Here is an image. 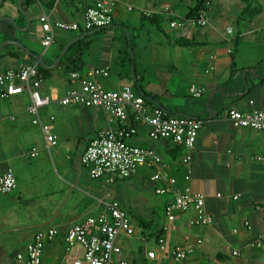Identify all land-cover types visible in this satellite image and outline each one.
<instances>
[{
	"label": "crops",
	"instance_id": "0c3cea01",
	"mask_svg": "<svg viewBox=\"0 0 264 264\" xmlns=\"http://www.w3.org/2000/svg\"><path fill=\"white\" fill-rule=\"evenodd\" d=\"M96 1L23 0L22 5L30 13L32 24L29 31L22 32L19 41L33 52L43 55L46 65L52 64L61 47L81 32L57 29L54 44L46 47L42 43L41 12L48 13L53 23L82 24L85 9ZM233 1L229 2L236 4L237 12H223L221 9L224 7L219 8L218 3L215 20H225L224 26L211 19V9L208 13L209 25L200 27L187 21L182 27L170 25L169 32L164 28L165 22H169L167 19L160 25L143 20L145 10L170 6L176 14L186 18L188 7L193 5L194 0L186 5L184 12L176 8L175 3L168 5L149 0L132 4L129 0H123L115 11L112 23L115 27L103 28L86 37L89 46L84 50L81 68L77 70L85 74L93 68H108V77L97 78L105 88L113 90L130 85L138 92L142 91L146 99L151 97L152 100L147 99V104L152 107L160 106L171 115L186 114L206 120L193 151L189 181L184 178L186 168L181 160L185 150L178 153L177 145L171 141L152 139L146 125H139L137 134L129 140L131 144L155 150L163 159L164 169L178 178L180 186H189L205 194L206 207L214 217L212 225L192 226L189 220L195 215L193 210L177 212L173 221L166 216L160 227L161 233L154 239L155 244L146 246L145 250L140 249L147 264H264V246L252 248L249 245L264 234V160L257 159L259 155L264 156V133L235 127L227 117L229 108L248 112L262 106L264 68L261 70L257 67V62H263L264 53L259 54L260 57L241 55L244 45L258 46L260 41L246 42L239 49L238 45L243 37L264 29V24H256L259 17L264 15V10L251 20H242L240 13L244 3L241 0ZM17 2L5 0L1 3L0 18L9 14L20 27H25L27 21L19 12ZM177 2L183 4L184 0ZM128 5H133L132 11H140L139 26L135 20L122 19L118 22L121 17H127L123 10L130 11ZM4 23L15 30L9 21H1L0 25ZM244 23H250L252 27L242 31ZM121 26L130 30L131 41L133 37L136 73L140 79L137 86H134L132 68L127 62L126 53L130 48L128 37L108 31ZM229 26L234 29L232 37L227 34ZM132 28L145 31L147 36L141 38V33L133 36ZM179 38L193 40L196 44L180 46L176 43ZM3 47L0 52V73L26 64L41 67L20 47L2 52ZM228 49H232V52ZM10 53L18 57H12ZM234 62L237 72L232 76ZM212 66L214 68L207 72ZM49 70L44 79L40 76L39 89L43 95L50 96L51 101L40 109L39 115L44 123L50 124L57 144L47 142L41 127L33 123L34 115L28 110L31 98L27 90L4 97L0 95V175L11 169L18 183L13 192L0 193V264H23L17 260V255L26 251L37 229L48 226H55L58 236L46 244L42 264L49 261L62 264L67 258L65 235L71 226L106 211V203L112 200H118L125 209L119 190H110L108 186L113 183L107 182L106 176L92 178L81 160L89 143L100 131L109 127L107 114L100 108L62 105L60 99L68 89L77 86L78 81L70 78L72 69L69 72L65 69L64 75ZM193 83L205 88L202 97L196 99L190 93ZM118 124L115 122L113 126L118 127ZM33 147L39 149L35 157L30 155ZM175 153L178 156L176 159L172 156ZM180 168L185 171L179 172ZM152 172L153 167L146 164L133 176L118 179L114 184L138 178L145 188L155 189ZM218 193L221 195L218 196ZM165 195L168 197L164 200V209L173 200L172 194ZM131 212L132 222L138 220L143 227L148 226L140 214L132 215ZM245 221L252 224L251 229L245 226ZM165 226L168 229L165 230ZM234 229H238V233H234ZM122 237L118 239L122 253L116 254L111 264H121V261L137 264L133 250L127 254L120 243ZM160 237L166 238L164 248L158 244ZM177 245L194 246L195 253L187 259L176 261L173 251ZM229 245L240 248V256H232ZM151 251H155L153 258L148 256Z\"/></svg>",
	"mask_w": 264,
	"mask_h": 264
},
{
	"label": "built area",
	"instance_id": "2783aa9c",
	"mask_svg": "<svg viewBox=\"0 0 264 264\" xmlns=\"http://www.w3.org/2000/svg\"><path fill=\"white\" fill-rule=\"evenodd\" d=\"M123 0H97L94 5L85 9L82 24L77 22H52L48 13L42 11L39 16L40 26L43 30V45L48 47L55 42V31H80L94 28H106L112 25L115 11ZM133 5H128L132 11ZM147 16L154 14L168 18L172 27H182L187 21L204 27L209 25L208 13L202 11L194 20L176 14L170 6L162 9L145 10ZM227 34L232 37L233 27L227 28ZM232 52V49H228ZM210 67L207 69L209 72ZM70 78L77 80V86L66 91L60 99L64 106L79 105L102 109L108 116L109 127L102 130L89 143L83 156L82 163L89 169L92 178L98 179L106 176V181L114 183L118 179H126L137 173L143 165L153 167L151 180L155 184V191L160 195L172 194L173 200L165 206V213L169 221L176 219L177 212L193 210L195 215L189 220L192 226L212 225L214 217L206 207V195L192 190L189 186L182 187L176 176L164 169L162 157L153 149L129 143L131 137L137 134L139 125L149 128V136L155 140H169L175 145L182 146L185 150L181 160L186 168L185 180L191 179L193 151L201 129L206 120L203 118L176 116L169 114L160 106H150L145 97L130 85L119 89H107L98 77H108V68H93L83 74L79 70H72ZM41 77L38 64H26L18 69H7L0 73V95H13L27 90L30 94L31 104L28 107L34 115L33 123L39 125L46 134L47 142L57 144L56 135L50 131V124L44 123L39 115L40 109L48 105L51 97L43 95L39 89ZM205 88L193 83L190 93L194 98H200ZM227 117L235 127L250 128L264 133V100L261 108L243 112L236 108H229ZM54 119V117H51ZM133 121V122H132ZM118 122L120 125L114 127ZM132 122V124H127ZM39 154L38 147H33L30 155ZM264 160V156H257ZM17 178L13 170L8 169L0 175V193L8 194L17 188ZM220 196L221 194H217ZM235 198H238L236 196ZM248 229L252 228L249 221H245ZM168 229V227H164ZM136 227L132 218L122 207L118 200L106 203V211L87 217L84 221L71 226L65 235L66 261L62 264H111L116 254L122 253L118 239L123 236H133ZM238 233V229H234ZM58 229L55 226L39 228L35 231L33 240L28 244L26 251L17 255V260L23 264H42L45 246L56 239ZM199 243L202 240H198ZM158 244L165 247L166 238L160 237ZM250 247L261 248L264 246V234L251 242ZM232 256L241 254L240 248L228 246ZM195 253L191 245H177L173 255L176 261H182ZM149 257L155 256V251L148 253ZM121 264H127L121 261Z\"/></svg>",
	"mask_w": 264,
	"mask_h": 264
},
{
	"label": "rangeland",
	"instance_id": "374dc122",
	"mask_svg": "<svg viewBox=\"0 0 264 264\" xmlns=\"http://www.w3.org/2000/svg\"><path fill=\"white\" fill-rule=\"evenodd\" d=\"M132 4H136L137 2L146 3V1L149 0H129ZM153 1V0H151ZM160 1L163 4L171 5L175 3L177 5L176 7L181 11L184 12L187 10V4H192L193 0H184V5L182 2H177L179 0H155ZM229 1L234 2L233 0H214V6L211 8L210 17L213 21H217L220 25H225V20H215V13L219 10V8L224 7V9H221L223 12H230L234 11L237 12L236 4H230ZM238 0H236L237 2ZM218 3H220L218 8ZM6 2L4 3V5ZM7 7V6H6ZM5 7V8H6ZM264 10V9H263ZM262 10V11H263ZM125 15H127L126 18L121 17L119 21L124 20H135L136 25H140V11L134 10V11H127V9H124ZM264 12V11H263ZM4 16H10L9 14H6ZM243 23V21L241 22ZM168 24V25H167ZM245 24V27H242L241 30L245 31L246 27H252L250 23L248 25ZM257 25H263L264 24V15L259 17L258 21L256 22ZM169 22H165L164 28L166 31L171 32ZM136 27V26H135ZM133 29V28H132ZM108 31H116L119 34H121L124 38L127 36V32L123 28H112ZM133 32V36L137 35V33H141L140 36L146 35L147 33L143 30L135 31L134 29L131 30ZM72 33H68L67 35H71ZM23 33L18 30H12L7 27V24L0 25V42L7 40V39H15V40H21ZM128 37V36H127ZM255 40H259L260 44L258 46H245L242 50L241 55L243 56H256L260 57L259 54L264 53V29H260L257 32H254L241 41H239L238 49L242 44H245L246 42H255ZM234 45H232L233 47ZM8 49H16L15 45L8 44L3 47V51L5 52ZM129 51L131 52L130 48ZM257 67H259L261 70L264 68V60L263 62H257ZM54 73H58L61 75H64L65 67L64 66H57L53 68ZM99 181V180H97ZM100 182V181H99ZM110 190L117 189L119 190V196L120 199L123 202V205L125 206V209L127 213L131 216L130 212L132 210V215L135 213L140 214L143 217V220L147 222L148 226L143 227L138 220H133V224L136 227V233L133 236L129 237H122L121 244L124 246V248L127 251V254H130L133 250V254L137 256V264H147V261L144 257V255L140 254V249L145 250L146 246H153L155 244V237L153 236L155 234L156 229L160 228L165 219H166V213L164 206V200L168 197V195H160L158 194L155 189L152 187L145 188L142 185V181L138 178H131L127 179L124 183H113L108 185ZM126 187V188H125ZM127 189V191H126ZM145 236V238H144ZM144 252V251H143ZM46 264H53L51 261L47 262Z\"/></svg>",
	"mask_w": 264,
	"mask_h": 264
},
{
	"label": "trees",
	"instance_id": "16d2710c",
	"mask_svg": "<svg viewBox=\"0 0 264 264\" xmlns=\"http://www.w3.org/2000/svg\"><path fill=\"white\" fill-rule=\"evenodd\" d=\"M241 1L244 3V6H243L242 11L240 13V18L242 20H251L264 9V0H241ZM213 2H214V0H194L193 5L188 7L186 19L194 20L195 18H197L200 15V13L202 11H206L207 13H209L211 8L214 6ZM50 3H52V2H50ZM142 19L150 21L154 25H160V23L166 21V19L168 20L167 17H165L163 15H158V14H154L152 16H147V15L143 14ZM80 32L83 33L84 31L80 30ZM86 39L87 38H84V39H81V40L77 41L76 43H74L70 47L69 51L65 54L63 59L60 61L58 66L65 65L66 72L71 71V69L72 70L80 69L81 68L80 62L82 61V56L84 54V50L89 46V44L86 42ZM176 43H178L180 46H192V45L196 44L195 41L185 39V38H179L178 40H176ZM132 44H133V37H132ZM128 46H129V44H128ZM63 47H64V45L61 47V50L63 49ZM132 48L134 50V44L132 45ZM126 54H127V58H128L127 62L131 66L132 60H131L130 51L128 50ZM9 55L12 57H15V58L18 57L17 54H15V53H10ZM0 57H2V56L0 55ZM235 67H236V64L234 62L233 66H232V72H231L232 76L237 72ZM49 72H50V70L44 69L42 67L39 68V75L42 78L45 77L47 75V73H49ZM139 81H140V79L138 78V82H134V86H137L139 84ZM249 93H251V92L249 91ZM142 95L146 99V95L145 94H142ZM146 102H149V101L146 99ZM132 122H131V124H132ZM118 126H119V124H118ZM176 148H177L178 153H181L184 150V148L182 146H179V145H177ZM172 156L174 159H176L178 157L177 153L173 154ZM180 171L184 172L185 170L180 168L179 172ZM159 233H161L160 228L156 229L155 234L153 236L158 237Z\"/></svg>",
	"mask_w": 264,
	"mask_h": 264
},
{
	"label": "water",
	"instance_id": "95a60500",
	"mask_svg": "<svg viewBox=\"0 0 264 264\" xmlns=\"http://www.w3.org/2000/svg\"><path fill=\"white\" fill-rule=\"evenodd\" d=\"M4 1L5 0H0V4L3 3ZM22 1L23 0H18L17 5H18L19 12L22 13L24 15V17L26 18L27 23H26V26L25 27H20L18 25L16 19L13 18V17H9V16H3V17H1L0 18V22L1 21H4V20L9 21L16 30H18L20 32H27V31H29L30 26L32 24V17L30 15V13L27 10L24 9V7L22 5ZM110 27H115V26L110 25V26H108L106 28H110ZM120 28H123L127 32V36H128L129 44H130V50H131L130 53H131V59H132V64H131L132 76H133L134 81L135 82H138V76H137V73H136L135 55H134V50L132 48L131 33H130V30L128 28H125L123 26H121ZM102 29L103 28L98 27V28H95V29L86 31L84 33H81L78 36L72 38L69 42H67V44L61 50V52L59 53V55L57 56V58L50 65H46L45 64L43 55L33 52L32 50H30L24 44V42L19 41V40L7 39V40H4V41L0 42V52H1L2 47L5 46V45H7V44L16 45V46L20 47L21 49H23L24 51H26L27 54L31 55L34 59H36L42 68L49 70V69H53V68H55V67H57L59 65L60 61L63 59V57L65 56V54L69 51L70 47L74 43H76L77 41H79L81 39L86 38L87 36H89L91 34H94L97 31H101ZM247 90H248V88H247ZM140 92H141V94H143L142 91H140ZM217 92H222V91L221 90H217ZM223 94L224 95H227L226 93H223ZM147 99L152 100L151 97H147ZM176 115L177 116H187V117H191V116L186 115V114H176Z\"/></svg>",
	"mask_w": 264,
	"mask_h": 264
}]
</instances>
